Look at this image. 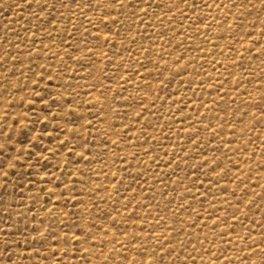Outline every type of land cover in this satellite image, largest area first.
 <instances>
[{"label": "rangeland", "instance_id": "obj_1", "mask_svg": "<svg viewBox=\"0 0 264 264\" xmlns=\"http://www.w3.org/2000/svg\"><path fill=\"white\" fill-rule=\"evenodd\" d=\"M0 264H264V0H0Z\"/></svg>", "mask_w": 264, "mask_h": 264}]
</instances>
